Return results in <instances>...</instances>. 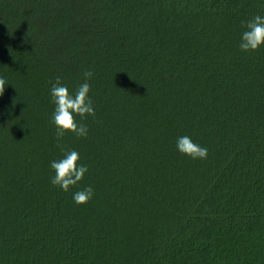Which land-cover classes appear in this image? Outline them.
<instances>
[{
    "label": "trees",
    "instance_id": "trees-1",
    "mask_svg": "<svg viewBox=\"0 0 264 264\" xmlns=\"http://www.w3.org/2000/svg\"><path fill=\"white\" fill-rule=\"evenodd\" d=\"M256 14L264 0H0V264H264V46L237 47ZM88 70V135L58 142L50 85ZM62 148L88 165L69 192L49 182Z\"/></svg>",
    "mask_w": 264,
    "mask_h": 264
},
{
    "label": "clouds",
    "instance_id": "clouds-1",
    "mask_svg": "<svg viewBox=\"0 0 264 264\" xmlns=\"http://www.w3.org/2000/svg\"><path fill=\"white\" fill-rule=\"evenodd\" d=\"M243 30L240 33L237 47L242 52H254L264 46V15L256 14L251 19L243 21ZM91 70L83 73V82L74 90L61 81L57 76L49 88L50 103L53 105L50 122L55 129L56 139L59 142L66 133L77 137L88 135V125L84 123L87 117L95 116V106L91 97L89 80ZM9 84L5 77L0 75V94ZM77 117L80 119L78 120ZM175 149L178 153L192 160L207 158L208 148L197 143L189 135L176 137ZM62 155L51 159L48 167L51 171L49 182L63 192H69L84 179L88 172V165L82 162L80 153L75 148H62ZM95 188L92 185L78 187L71 192L72 201L77 205L86 204L93 198Z\"/></svg>",
    "mask_w": 264,
    "mask_h": 264
}]
</instances>
